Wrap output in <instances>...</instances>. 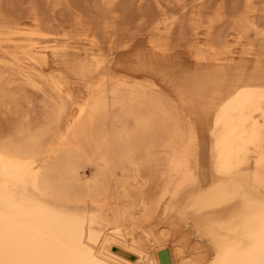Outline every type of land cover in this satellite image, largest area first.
Masks as SVG:
<instances>
[{
	"label": "bare ground",
	"instance_id": "6f19581e",
	"mask_svg": "<svg viewBox=\"0 0 264 264\" xmlns=\"http://www.w3.org/2000/svg\"><path fill=\"white\" fill-rule=\"evenodd\" d=\"M14 1L0 0V264H264V0L229 16L227 0L180 16V0H29L31 27ZM135 8L156 14L150 49L118 60ZM65 25L91 62L50 46ZM175 40L194 70L172 62Z\"/></svg>",
	"mask_w": 264,
	"mask_h": 264
},
{
	"label": "rangeland",
	"instance_id": "374dc122",
	"mask_svg": "<svg viewBox=\"0 0 264 264\" xmlns=\"http://www.w3.org/2000/svg\"><path fill=\"white\" fill-rule=\"evenodd\" d=\"M20 1H22V3L20 2ZM40 1V6H44L45 8V10L46 9H48V7H46L45 6V4H43L42 3V1H44L45 2V0H39ZM174 1V0H173ZM185 1V2H184ZM180 0V3L178 4V2L177 1H175L174 2V4L173 5H171V6H169V7H171V9L170 8H168V10L170 11L169 13H171L172 11L173 12H175L178 16H180L179 14V12L181 11V8L183 7V5H184V7L186 6L187 7V9H185L186 11L188 10H191V9H195L196 7H195V5L197 6L198 5V3L199 2H196L197 0ZM14 2H16L15 4H16V7L18 8L17 9V12H18V10H19V12H20V9H21V7L22 8H26V10L27 11H24V9L22 10L23 12H25L24 13V15L22 16V18L25 16H29V15H26V12H27V14H28V9L30 8V2H29V0H15ZM27 4V5H26ZM28 4H29V6H28ZM43 4V5H42ZM182 4V5H181ZM232 4H235L234 3V0H227V9H226V11H225V13H226V15L227 16H229L230 15V13L232 12V10L230 9L231 7H232ZM242 4V3H241ZM259 2H257V5H256V7H258V8H261V6H259ZM24 5H26V6H24ZM40 6H39V8H40ZM175 6V7H174ZM177 6V7H176ZM28 7V8H27ZM189 8V9H188ZM243 8V7H242ZM43 9V7H42V11L44 10ZM45 10H44V12H45ZM49 10V9H48ZM175 10V11H174ZM22 11H21V15H22ZM41 12V11H40ZM46 12H49V11H47L46 10ZM44 13L45 14V16L46 15H48L47 13ZM133 12H136V13H133ZM210 14H212V12L211 11H208ZM44 14H43V16H44ZM138 14V15H137ZM150 14V15H149ZM139 15H141L142 16V14H140L137 10H136V8L135 9H133L131 12H130V14H129V17H130V21H129V17H127V19H128V21H127V23H128V26L127 27H125L126 29H128L129 28V30H130V28L132 27V29L129 31V32H127V33H129V34H127V33H125V37H127L128 35V39L130 40H128V41H126L127 40V38H125L124 39V41L123 42H130L131 43V45H132V51L130 50V51H128V52H123V53H121V54H119L118 55V60H129V59H135L136 57H140V56H145L146 54H147V52L149 51L148 49H150V46H149V43H148V37H147V33H145L146 32V29H147V27H148V25H150V23L152 22V20L156 17V14H155V12L153 11V10H151L148 14H147V16H144L143 15V17H147V19H146V22H147V24H146V22H144L143 20H144V18L142 17V18H140L141 16H139ZM155 17H154V16ZM91 16V17H90ZM24 17V18H25ZM86 17H87V21H91V20H93L92 22H94L93 24H96V20H95V15H94V13H93V15H92V13H90L88 16L86 15ZM86 17H84L83 18V20H86ZM23 18V19H24ZM90 18V19H89ZM139 18V19H138ZM22 19V23L23 24H25V25H28V27H31L32 26V19L30 18V16L29 17H26L24 20ZM137 21H136V20ZM155 19H157V17L155 18ZM139 20H140V22H139ZM142 21L144 22V24L142 23ZM130 22V23H129ZM132 22L134 23V24H132ZM132 24V25H131ZM138 24H142V25H140V26H142V27H138ZM144 25V26H143ZM147 25V26H146ZM66 27L64 28V29H61L60 30V32L61 31H63V33L61 32V33H57V30L55 29L54 30V32H53V30H52V32L53 33H55L56 32V34L58 35H56L57 36V38L56 39H52L51 40V42H50V46H54V47H57L60 51L61 50H63V49H66V50H64L65 51V53H66V56H65V63H67L69 66H71V67H73V68H78V67H81V66H83V65H85V64H87L88 62H91V52L89 51V46L87 45V42H86V40L84 39V37H81V36H78L77 34H78V32H80V30H78V31H73V29L71 28V27H69L68 25H65ZM140 28V29H139ZM58 31H59V29H58ZM67 31H69L70 33H68ZM74 32H77V33H74ZM227 32L228 33H231V31L230 30H227ZM65 34H67V35H65ZM67 36V37H66ZM65 38H67V39H65ZM82 38V39H81ZM84 39V40H83ZM252 40H254V37H252L251 38ZM177 42L178 41H174V45H172V47L174 48L175 47V52H176V57L173 59V61L172 62H174V63H176V64H179V65H181V66H183V67H185L187 70H189V71H191V70H194L195 69V62H194V60L190 57V55H189V53H188V49H189V47H187L188 45H184L185 43H184V41H180V42H178L179 44H177ZM184 43V44H183ZM177 44V46L178 47H180V48H178V47H176L175 45ZM67 47H66V46ZM187 47V48H186ZM182 48H186V49H182ZM178 51V52H177ZM125 53V54H124ZM146 53V54H145ZM120 58V59H119ZM146 58H147V60H150V58L148 57V56H146ZM67 59V60H66ZM172 62H162V61H160V62H158L162 67H167V66H169ZM76 66V67H75ZM241 69H244V68H241ZM146 76H150V74L149 73H147L146 74ZM159 83H160V85H162L165 89H166V92L169 94V95H171V96H174L175 95V89L173 88V87H171L170 85H169V83H168V81H165V80H157ZM165 83V84H164ZM168 83V84H167ZM168 86V87H167ZM172 91V92H171ZM196 112L199 114L200 113V109H196ZM202 138H203V143H204V149L205 150H207V149H210V140H209V137L207 136V133H206V131H203L202 132Z\"/></svg>",
	"mask_w": 264,
	"mask_h": 264
}]
</instances>
